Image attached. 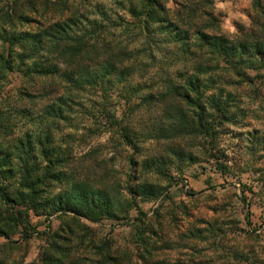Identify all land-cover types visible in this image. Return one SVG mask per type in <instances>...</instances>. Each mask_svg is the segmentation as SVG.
Masks as SVG:
<instances>
[{
	"label": "rangeland",
	"instance_id": "rangeland-1",
	"mask_svg": "<svg viewBox=\"0 0 264 264\" xmlns=\"http://www.w3.org/2000/svg\"><path fill=\"white\" fill-rule=\"evenodd\" d=\"M45 1L51 6L55 0ZM185 1L166 2L170 20L184 11ZM192 2L193 12L209 13L212 20L207 23L201 20L207 15L199 16L191 30L206 23V32L229 42L252 40L256 23H264V0ZM69 5L62 18L72 17L78 6L84 30L91 31L89 21L102 22L92 37H99L100 44L122 42L138 50L135 71L125 80L74 93L65 118L59 120L46 116L45 108L65 94V82L30 80L17 69L0 72V153L10 154L16 163L21 141L29 138L33 143L36 136L49 133L44 145L55 150L51 159H61L51 164L52 172L65 177L47 179L44 196L82 183L109 195L113 216L96 213L89 219L68 211L47 214L17 207V222L11 223L2 220L8 215L0 208V229L7 234L0 236V264H42L52 243L68 245L74 258L91 264L99 258L92 241L109 245L122 264H264V69L246 71L251 84L229 74L214 75L215 85L220 83L236 99L228 108L234 118L227 121L207 110V135L188 128L189 133L175 134L179 109L172 99L161 97L163 88L169 80L182 85L178 73L189 74L192 64L213 61L208 56L179 57L171 50L177 46L162 34L146 39L127 0H69ZM59 16L54 13L55 19ZM149 48L155 60L141 53ZM181 110L196 124L193 108ZM174 119L175 129L159 136V127ZM48 159L38 154L36 161L43 166ZM10 179L3 181L0 174V187L8 185L12 192L17 179ZM140 185L157 193L130 192ZM141 235L147 248L139 257L136 239Z\"/></svg>",
	"mask_w": 264,
	"mask_h": 264
},
{
	"label": "trees",
	"instance_id": "trees-1",
	"mask_svg": "<svg viewBox=\"0 0 264 264\" xmlns=\"http://www.w3.org/2000/svg\"><path fill=\"white\" fill-rule=\"evenodd\" d=\"M127 1L129 12L141 24L146 39H154L156 34H162L167 43L177 46L175 50H171L174 53L178 51L179 57L184 59L188 54L196 57L208 56L210 61H213V65L192 64L189 74L178 73V78L183 80L182 85L169 80L163 88L161 97L172 99V105L179 109L176 113L179 115L180 125L175 134L189 133L185 131L188 128L190 132L207 135L210 130L206 128L209 124L208 117L211 115L209 110L227 121L232 119L231 116L234 118L235 114L230 115L228 108L233 106L236 99L231 93L224 91L220 83L215 85L214 75L220 78L229 74L230 77L252 83L253 79L246 71L264 69V23H256L257 36L252 40L229 42L224 37L206 32L209 25L202 21L203 27L191 30L199 16L207 15L206 21L201 18L207 23L212 20L209 13L202 12L197 15L196 11L193 12L190 6L194 3L192 0L185 1L184 11H177L173 21L167 16L171 11L166 5L168 0ZM70 7L69 0H55L51 6L45 0H11L6 2V5L0 4V72L17 69L30 80L38 77L65 82L68 85L65 94L57 97L45 108V115L53 120L65 118L64 112L68 109V101H72L74 93L86 87L96 89L100 85L112 84L115 80H125L127 75L135 71L136 62L139 60L140 52L129 50L122 42L114 44L104 41L100 44L99 37L93 39L102 22L89 21L91 31L84 30L81 26L83 14L77 13L78 6L74 7L72 17L62 18L64 11ZM56 12L60 14L57 19L54 17ZM99 13L103 18H107L103 11ZM152 51L150 48L143 49L141 53L148 59L155 60ZM142 66L145 67V64ZM218 69L223 72L217 71ZM219 73L223 75L220 76ZM183 107L194 109L196 124L186 120L185 113L181 110ZM176 122L174 119L171 124L159 127V136L163 137L167 131L175 129ZM48 142L49 133L36 136L33 143L29 138L25 142L21 141L17 147L16 163H13L10 154L0 153L1 178L3 181L13 177L17 179L16 189L12 192L7 188L8 185L5 188L0 187V208L4 207L3 213L8 215L2 220L17 222L13 213L19 214V209L15 210L17 207L47 214L68 211L89 219L96 213L113 216L109 195L90 189L82 183L75 182L70 189L53 197L44 196L46 193L43 186L47 179L62 181L65 177L61 171L52 172L51 164H58L61 159L57 156L55 159L50 158L54 157L55 150L45 147L44 144ZM38 154L43 158L49 157L46 165L42 166V162L36 161ZM130 192L153 196L157 190L140 185L136 190L130 189ZM2 214L0 211V215ZM0 236L7 237L3 229H0ZM136 242L137 256L140 257L147 248V239L141 235ZM90 246L99 255L91 264H122L114 257L109 245H95L92 241ZM42 264L87 263L74 258L68 245L52 243L48 251L43 253Z\"/></svg>",
	"mask_w": 264,
	"mask_h": 264
}]
</instances>
